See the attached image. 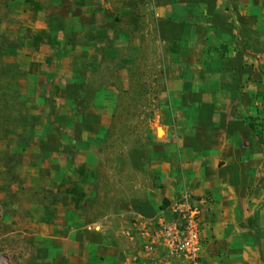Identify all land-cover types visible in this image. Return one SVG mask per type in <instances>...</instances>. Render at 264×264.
Instances as JSON below:
<instances>
[{"label": "crops", "instance_id": "1", "mask_svg": "<svg viewBox=\"0 0 264 264\" xmlns=\"http://www.w3.org/2000/svg\"><path fill=\"white\" fill-rule=\"evenodd\" d=\"M0 56L34 129L64 132L41 144V264H126L135 220L170 217L184 188L202 264H264V0H0ZM131 82H163L165 103L118 173L102 136Z\"/></svg>", "mask_w": 264, "mask_h": 264}, {"label": "rangeland", "instance_id": "2", "mask_svg": "<svg viewBox=\"0 0 264 264\" xmlns=\"http://www.w3.org/2000/svg\"><path fill=\"white\" fill-rule=\"evenodd\" d=\"M2 58L0 56V264H41L43 244L35 234V219L41 204L51 201V194L42 191L51 183L41 161L47 147L41 144L52 137L61 139L64 132L58 129L52 135L49 130L34 129L41 124V117H31L32 109L21 99L17 88L18 67L4 66ZM124 85H129V89L119 97L113 118L102 136L105 140L102 148L108 160L100 163L102 169L118 173L119 152L133 138H147V124L154 110L162 109L165 103L161 97L165 88L163 82ZM48 101L51 116L57 118L53 101ZM36 149L41 153H35Z\"/></svg>", "mask_w": 264, "mask_h": 264}, {"label": "built area", "instance_id": "3", "mask_svg": "<svg viewBox=\"0 0 264 264\" xmlns=\"http://www.w3.org/2000/svg\"><path fill=\"white\" fill-rule=\"evenodd\" d=\"M168 210L170 217L135 220L140 249L127 258L126 264H202L203 206L194 202L192 192L184 188Z\"/></svg>", "mask_w": 264, "mask_h": 264}]
</instances>
